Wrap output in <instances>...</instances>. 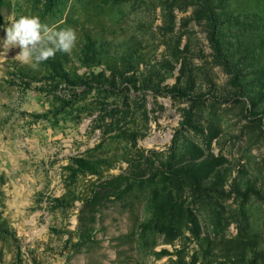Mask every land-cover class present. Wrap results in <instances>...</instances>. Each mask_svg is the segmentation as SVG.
I'll return each mask as SVG.
<instances>
[{"label": "rangeland", "instance_id": "obj_1", "mask_svg": "<svg viewBox=\"0 0 264 264\" xmlns=\"http://www.w3.org/2000/svg\"><path fill=\"white\" fill-rule=\"evenodd\" d=\"M77 34L0 55V264H264V0H0Z\"/></svg>", "mask_w": 264, "mask_h": 264}, {"label": "clouds", "instance_id": "obj_2", "mask_svg": "<svg viewBox=\"0 0 264 264\" xmlns=\"http://www.w3.org/2000/svg\"><path fill=\"white\" fill-rule=\"evenodd\" d=\"M5 33L4 51L0 52V55L5 58L10 48L18 46L20 51L15 59L34 70L38 69L42 62L54 58L58 51L71 52L77 43L74 29L57 31L42 23L38 16L21 15L18 19L13 18Z\"/></svg>", "mask_w": 264, "mask_h": 264}, {"label": "trees", "instance_id": "obj_3", "mask_svg": "<svg viewBox=\"0 0 264 264\" xmlns=\"http://www.w3.org/2000/svg\"><path fill=\"white\" fill-rule=\"evenodd\" d=\"M43 63H45L47 67H49L50 69H52L55 72L61 67V63L59 61V58H56V57L50 58L47 61H44Z\"/></svg>", "mask_w": 264, "mask_h": 264}]
</instances>
